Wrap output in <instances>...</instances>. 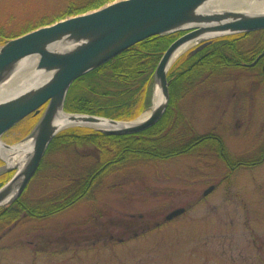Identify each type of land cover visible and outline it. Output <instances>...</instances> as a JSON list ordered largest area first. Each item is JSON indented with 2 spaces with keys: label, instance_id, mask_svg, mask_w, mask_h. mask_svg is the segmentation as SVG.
I'll return each mask as SVG.
<instances>
[{
  "label": "rangeland",
  "instance_id": "rangeland-1",
  "mask_svg": "<svg viewBox=\"0 0 264 264\" xmlns=\"http://www.w3.org/2000/svg\"><path fill=\"white\" fill-rule=\"evenodd\" d=\"M63 3L0 0V29L17 33L37 23L42 13L59 14ZM256 68L245 71L240 84L203 88L200 97L186 99L181 108L200 134L216 133L234 157L263 160L261 164L228 175L214 156L184 157L112 174L71 209L0 230V264H264V56ZM40 118L24 120L2 142H24ZM79 150L88 156L94 149ZM52 157L63 166L62 155ZM4 166L0 159V169ZM47 175L46 169L30 185L27 199L58 189L59 184L46 183ZM12 176L0 171V188ZM181 208L183 215L165 222Z\"/></svg>",
  "mask_w": 264,
  "mask_h": 264
},
{
  "label": "trees",
  "instance_id": "trees-1",
  "mask_svg": "<svg viewBox=\"0 0 264 264\" xmlns=\"http://www.w3.org/2000/svg\"><path fill=\"white\" fill-rule=\"evenodd\" d=\"M113 1L64 0L59 14L42 13L37 16V23H29L17 33L6 34L0 29V43ZM180 35L150 38L79 78L68 92L65 111L119 121L136 119L148 108L153 75L163 53ZM263 49L264 31H259L218 38L198 51L183 55L168 74V108L162 119L146 131L108 136L86 128H73L60 133L50 144L28 186L47 169L46 183L59 184L58 189L53 194L30 200L27 188L21 198L0 211V230L25 219L43 220L63 213L90 196L94 186L104 184L106 177L120 172L132 173L135 168L148 164L214 156L226 166L228 175L261 164L263 160L234 157L224 139L216 133L200 134L181 103L190 97H200L198 91L205 87L215 89L227 82L240 84L245 71L252 73L258 66L249 68L244 64L252 63ZM261 75L264 81V73ZM85 147H93V153L81 154L79 149ZM54 154L65 158L63 166L53 161Z\"/></svg>",
  "mask_w": 264,
  "mask_h": 264
},
{
  "label": "water",
  "instance_id": "water-1",
  "mask_svg": "<svg viewBox=\"0 0 264 264\" xmlns=\"http://www.w3.org/2000/svg\"><path fill=\"white\" fill-rule=\"evenodd\" d=\"M212 0H121L83 15L69 17L11 39L0 49V85L8 82L20 64L36 60V71L48 77L37 86L0 101V143L13 127L31 115H41L24 141H32L33 151L22 169H0L13 173L0 188V209L16 202L36 175L52 141L63 131L81 127L108 136L138 134L155 126L164 116L170 99L168 73L181 50L195 44L238 34L264 30V14L229 10L208 11ZM261 1V0H258ZM186 32L162 55L153 75L158 101L147 118L118 121L65 111L68 92L73 83L100 68L126 50L150 38ZM264 53L252 64L255 66ZM64 116L63 125L58 123ZM23 142V143H24ZM214 187L208 188V196ZM185 209L166 216L171 221Z\"/></svg>",
  "mask_w": 264,
  "mask_h": 264
},
{
  "label": "bare ground",
  "instance_id": "bare-ground-1",
  "mask_svg": "<svg viewBox=\"0 0 264 264\" xmlns=\"http://www.w3.org/2000/svg\"><path fill=\"white\" fill-rule=\"evenodd\" d=\"M208 11H235L248 14H264V0H212L206 10ZM195 43L185 46L181 52H186L189 48L194 46ZM47 74H41L36 71V60L31 59L25 64H20L10 80L0 85V101L13 97L19 93L25 92L31 87L37 86L47 79ZM158 101V90L154 91L152 106ZM150 112L146 113L142 119L147 118ZM64 116L60 117L63 125ZM33 151V143L28 140L20 143L11 149H7L0 143V156L5 161L7 168L16 167L18 170L22 169L28 158H30Z\"/></svg>",
  "mask_w": 264,
  "mask_h": 264
},
{
  "label": "flooded vegetation",
  "instance_id": "flooded-vegetation-1",
  "mask_svg": "<svg viewBox=\"0 0 264 264\" xmlns=\"http://www.w3.org/2000/svg\"><path fill=\"white\" fill-rule=\"evenodd\" d=\"M34 118H36V117H34ZM27 120V119H26ZM34 128V127H33ZM17 225H22V222L21 223H19V224H17ZM121 242V241H120Z\"/></svg>",
  "mask_w": 264,
  "mask_h": 264
}]
</instances>
